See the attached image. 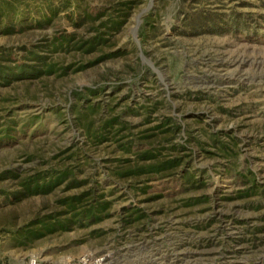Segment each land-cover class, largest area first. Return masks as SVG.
Segmentation results:
<instances>
[{"label": "rangeland", "instance_id": "374dc122", "mask_svg": "<svg viewBox=\"0 0 264 264\" xmlns=\"http://www.w3.org/2000/svg\"><path fill=\"white\" fill-rule=\"evenodd\" d=\"M87 257L264 264V0H0V264Z\"/></svg>", "mask_w": 264, "mask_h": 264}, {"label": "trees", "instance_id": "16d2710c", "mask_svg": "<svg viewBox=\"0 0 264 264\" xmlns=\"http://www.w3.org/2000/svg\"><path fill=\"white\" fill-rule=\"evenodd\" d=\"M57 14V12H55ZM74 37H71L69 38V40H72ZM102 41V43H105L102 38L99 39L96 43L95 42H90V49H95L98 45H99V42ZM100 43V44H102ZM33 57H35V61L38 62L39 64H36L35 66H33V69L31 70L32 73H34L35 75L37 76H41V75H48L51 71V68H52V65L49 63V60L48 58H46L45 56H41L38 52H36V54L33 55ZM6 74V73H5ZM3 74V75H5ZM180 162L179 160H176V161H172V162H165V163H162L160 165H157V166H152L151 167V171H157V172H160V171H167L177 165H179ZM7 178L10 177V176H6ZM16 177V176H15ZM14 177V178H15ZM41 186L39 185H33V182L32 183H29L25 186V190L24 192H16L15 194V199H19L20 197H24V196H27L29 195L30 193H33L34 191L38 190ZM94 196L96 195L95 194V191H92V192H88L86 194H83L82 196L78 197V198H73L71 200H69L67 203V205L71 208V209H75V203H82L84 198L87 197V196ZM84 207V206H83ZM96 206L93 205L91 206V209L90 208H85L83 214L84 215H87L91 220L90 222H92L93 220H95V217H96ZM31 233V232H30ZM30 233H27L26 234V239H30ZM35 235H42L41 232H38L36 233Z\"/></svg>", "mask_w": 264, "mask_h": 264}, {"label": "built area", "instance_id": "2783aa9c", "mask_svg": "<svg viewBox=\"0 0 264 264\" xmlns=\"http://www.w3.org/2000/svg\"><path fill=\"white\" fill-rule=\"evenodd\" d=\"M29 264H40V263H38L37 260L33 259L30 261ZM69 264H99V261H95V260L87 257V258H83L77 262H71Z\"/></svg>", "mask_w": 264, "mask_h": 264}, {"label": "water", "instance_id": "95a60500", "mask_svg": "<svg viewBox=\"0 0 264 264\" xmlns=\"http://www.w3.org/2000/svg\"><path fill=\"white\" fill-rule=\"evenodd\" d=\"M153 1V0H152ZM145 60V59H144Z\"/></svg>", "mask_w": 264, "mask_h": 264}]
</instances>
